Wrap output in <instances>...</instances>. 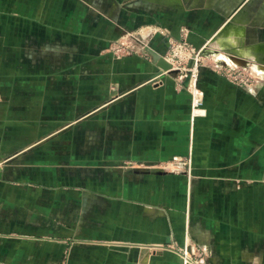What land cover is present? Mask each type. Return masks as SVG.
I'll list each match as a JSON object with an SVG mask.
<instances>
[{"label":"crops","instance_id":"obj_1","mask_svg":"<svg viewBox=\"0 0 264 264\" xmlns=\"http://www.w3.org/2000/svg\"><path fill=\"white\" fill-rule=\"evenodd\" d=\"M239 15V0H0V264H180L191 245L264 264V79L250 91L203 67L193 117L153 55L108 50L146 27L165 55L161 32L185 25L264 63ZM177 155L191 176L162 166Z\"/></svg>","mask_w":264,"mask_h":264},{"label":"rangeland","instance_id":"obj_2","mask_svg":"<svg viewBox=\"0 0 264 264\" xmlns=\"http://www.w3.org/2000/svg\"><path fill=\"white\" fill-rule=\"evenodd\" d=\"M235 1L237 0H224V2H226L227 4L234 3ZM96 2H99L101 5L107 6L109 8L110 7L114 8L116 4L119 2V0H96ZM191 2L195 3L198 2V0H191ZM239 8H240L239 25L245 28L247 27V25H249L250 39L254 40L255 42L264 41V0H239ZM155 33H157L156 30L154 31L153 29H147L146 27H140L139 29L136 30H123V32H121L117 38L111 41L108 50L118 58L136 53L145 54L146 57L151 58L152 54L148 50V48L151 47L149 45V40ZM161 33L165 35V37H167L168 46H169L165 55L169 56L172 53L171 51L172 44H170L169 42V39L171 38L176 39L175 41L181 38L183 40H186L187 43L190 46L194 47L196 51L199 53L198 64H200V66H199L198 86L202 91L203 89L200 85V73L203 67L213 69L221 73L222 75H224L223 71H227V69H230L228 71H232V72L236 71L237 73H244L251 75L253 81L249 83L232 82L228 79L230 82L242 86L250 91L253 89L257 90L258 88L257 85L263 83L262 79H264V63H261L262 61H260V58L258 59L257 57H253L252 59L247 56H243V53H239L241 55L240 58L244 59V62L238 61L237 63L236 59L233 60L232 57L233 55H235L234 54L235 51H232L233 49H229V47L217 48V47H213L212 45H205L202 47H198L193 42L190 41L189 39L190 28L185 25L181 27L180 34L177 37H174L173 35L164 32ZM215 39H217V37H213L211 39L212 42H215ZM262 44H263L262 46H264V43ZM262 51H264V48H262ZM191 64L193 63L189 61L185 64V66ZM162 72L164 73V70H162ZM169 73L173 74V77L177 83L178 88H184L187 91H189L188 84L190 83L191 80H189L187 77L180 79L178 72H169ZM191 99H192V94H191ZM200 110H202L199 111L201 112V114L195 113V107H193V100H192L191 111L193 117L207 114V110L204 107V105L200 107ZM178 156L189 157L190 165H188L186 169L185 168L182 169L177 163L174 162L173 158L163 163L164 165L162 166L165 167L166 169L169 168V170L171 171L179 172V173L184 172L187 173L189 176H191V172H192L191 157L185 155H178ZM135 164H136L135 161L130 162L128 164V167L132 169H139L143 166L142 163H138L139 166H134ZM181 251L182 249L179 251V253H181ZM206 257L207 254L204 249V254L202 255L201 258L200 257L198 258L206 262Z\"/></svg>","mask_w":264,"mask_h":264},{"label":"built area","instance_id":"obj_3","mask_svg":"<svg viewBox=\"0 0 264 264\" xmlns=\"http://www.w3.org/2000/svg\"><path fill=\"white\" fill-rule=\"evenodd\" d=\"M176 39H169L170 44H172L171 51L172 53L165 58L171 64V69L166 70V72H178L179 78L187 77L190 81L188 84V90L192 94L193 107H195V113L201 114L202 111L200 107L203 105L204 92L198 86L199 79V53L196 49L190 46L186 40L182 38L175 41ZM191 61V65L185 66L187 62ZM223 71L224 76L232 82H242L249 83L253 81L251 75L244 73H237L236 71ZM173 160L177 163L182 169L190 165L189 157L183 156H174ZM191 249V251H189ZM204 254V248L199 245H191V247H185L182 249L180 255L184 260L185 264H206L205 261L200 259ZM200 257V258H198Z\"/></svg>","mask_w":264,"mask_h":264},{"label":"water","instance_id":"obj_4","mask_svg":"<svg viewBox=\"0 0 264 264\" xmlns=\"http://www.w3.org/2000/svg\"><path fill=\"white\" fill-rule=\"evenodd\" d=\"M148 50L150 51V53L153 55L154 59L156 60V62L158 63V65L160 66L161 70H169L171 69V64L169 63V61H167V59L165 58V56L161 53H159L158 51H156L155 49H152L151 47L148 48ZM173 70H171L172 72ZM163 72L160 71L159 74H162ZM180 264H185L184 260L181 259Z\"/></svg>","mask_w":264,"mask_h":264},{"label":"bare ground","instance_id":"obj_5","mask_svg":"<svg viewBox=\"0 0 264 264\" xmlns=\"http://www.w3.org/2000/svg\"><path fill=\"white\" fill-rule=\"evenodd\" d=\"M164 73H169V72H166V71L164 70ZM189 251H191V249H190Z\"/></svg>","mask_w":264,"mask_h":264}]
</instances>
